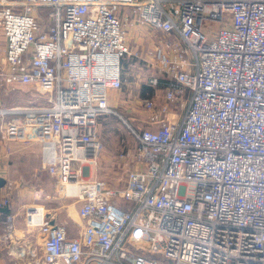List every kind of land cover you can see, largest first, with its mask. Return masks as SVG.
Returning a JSON list of instances; mask_svg holds the SVG:
<instances>
[{"label":"built area","instance_id":"built-area-1","mask_svg":"<svg viewBox=\"0 0 264 264\" xmlns=\"http://www.w3.org/2000/svg\"><path fill=\"white\" fill-rule=\"evenodd\" d=\"M126 9L156 31L143 60L162 94L116 189L96 175L97 124L131 54ZM0 126L39 145L82 221L70 236L27 207V264H264V0H0Z\"/></svg>","mask_w":264,"mask_h":264},{"label":"rangeland","instance_id":"rangeland-1","mask_svg":"<svg viewBox=\"0 0 264 264\" xmlns=\"http://www.w3.org/2000/svg\"><path fill=\"white\" fill-rule=\"evenodd\" d=\"M128 14L127 20H122L126 30V40L131 49V54L125 55L121 60L122 86L119 90L109 92V104L112 112L98 118L97 134L102 143V149L97 158L96 175L105 180L110 187L122 189L125 186L127 172L134 164V153L137 141L131 130L139 131L149 126L148 115L152 109L145 106L146 100H153L156 108L161 101L162 91L149 85V78L156 74L155 69L145 62L143 54L146 47L151 43V38H156V31L145 24L137 21L136 17L125 10ZM136 51V52H135ZM189 95L183 97L178 105V118L180 119L187 107ZM27 101L21 95L8 97L5 102L7 106L20 104ZM5 104V105H6ZM4 129L0 126V167L6 179L23 180L27 185L35 181V185L46 184L49 181L46 168L41 163V151L36 142L24 140H7L3 138ZM55 192V191H54ZM58 204V221L74 220L77 226L73 228L76 233L81 228L82 221L77 213V204L60 197ZM58 200V201H59ZM52 202L51 199L46 200ZM122 206H128L127 202L118 199ZM36 206L46 213L45 207L37 201ZM41 204V205H40ZM72 209V212H70ZM25 213V210H24ZM68 213V215H67ZM24 218V214H23ZM72 218V219H71ZM7 224H4L6 229ZM26 227V226H25ZM34 232V231H33ZM37 236V237H36ZM29 252H33V259L40 257V237L35 232L31 237ZM17 255V253H16ZM13 256V261L24 263L22 257ZM11 260V264L12 263ZM25 261V264H27ZM161 264H173V262L160 258Z\"/></svg>","mask_w":264,"mask_h":264},{"label":"crops","instance_id":"crops-1","mask_svg":"<svg viewBox=\"0 0 264 264\" xmlns=\"http://www.w3.org/2000/svg\"><path fill=\"white\" fill-rule=\"evenodd\" d=\"M47 175L50 179L46 184L42 183L39 185H35V181L33 180L34 184L31 183L27 185V182L23 180H8L6 179L4 174L0 172V176L6 179V184L0 189V199H8V205L3 207L4 209H6V211H0V264H11V260L13 259V256L16 255V253L18 255V258L22 257L24 259L23 264H25V261L27 260L25 255L29 251L30 245L33 246L31 237L36 232L35 230L34 232H30L25 227L23 214L24 210L27 207L33 206L34 204H37V201H39L45 207L46 215L48 216V218H52L55 219L56 222H60L58 221L57 214H59L60 212V207L58 206V204L61 201L59 200L61 196L57 195L54 192L56 191L55 179L48 173ZM49 199H51L52 202L46 201ZM7 215L13 216L14 230L12 231L11 238H5L4 236V224L6 223ZM60 223H66L68 235L73 236L76 234L73 231V228L77 225L75 224L76 222L73 219L64 220ZM21 250L24 251L23 255L20 254ZM12 263L22 264L18 260H16L15 262L12 260Z\"/></svg>","mask_w":264,"mask_h":264},{"label":"water","instance_id":"water-1","mask_svg":"<svg viewBox=\"0 0 264 264\" xmlns=\"http://www.w3.org/2000/svg\"><path fill=\"white\" fill-rule=\"evenodd\" d=\"M6 184V179L0 176V189ZM0 211H6L4 208H0Z\"/></svg>","mask_w":264,"mask_h":264},{"label":"bare ground","instance_id":"bare-ground-1","mask_svg":"<svg viewBox=\"0 0 264 264\" xmlns=\"http://www.w3.org/2000/svg\"><path fill=\"white\" fill-rule=\"evenodd\" d=\"M70 212H72V209ZM38 217H39V215L33 216V219H37Z\"/></svg>","mask_w":264,"mask_h":264}]
</instances>
